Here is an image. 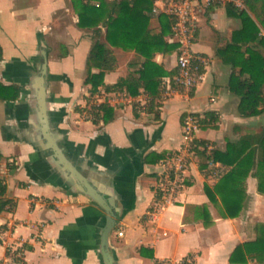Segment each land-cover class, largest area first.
Instances as JSON below:
<instances>
[{
	"label": "crops",
	"instance_id": "0c3cea01",
	"mask_svg": "<svg viewBox=\"0 0 264 264\" xmlns=\"http://www.w3.org/2000/svg\"><path fill=\"white\" fill-rule=\"evenodd\" d=\"M74 6L75 0H0V80L24 87L14 105L27 103L25 75L38 53L41 35L48 45L49 90L55 106L66 110L62 127L70 139L88 143L101 136L99 153H104L110 142L114 147L145 154L141 157L143 171L136 180V205L111 235L119 264H156L187 255H194L195 264H264L245 247L231 260L236 247L257 237L256 216L264 211V195L258 192L255 177L245 180L249 204L245 203L237 216H230L222 193L215 189L230 167L208 161L210 170L206 175L194 154L183 187L171 199L160 188L164 158L155 164L146 162L149 153H170L181 148L182 117L186 113H214V121L201 124L196 134L197 139L208 142L209 149L224 150L229 141L242 136L245 125L259 120L260 115L244 117L238 112L239 96L228 87L233 68L217 55L222 41H228L226 32L232 34V29H239L240 20L228 15L224 5L205 9L208 25L199 23L196 15L198 29L193 49L206 56L209 63L190 94L164 98L161 92L153 96L141 89L133 96L126 90L105 92L102 87L92 94L85 80L93 31L78 26ZM152 13L150 28L159 32L160 15ZM102 41L117 60L116 69L105 74L106 84H115L140 68L144 58L136 48L114 47ZM153 61L169 72L162 80L176 74L175 51L157 52ZM92 72H99V68L93 67ZM154 98L160 103L159 120L146 110ZM104 102L115 109V118L97 125L90 109ZM16 109L0 99V173L8 187L5 198L17 202L15 211L0 212V264H102L95 251V225L100 211L86 196L70 194L57 178L44 175L34 179L29 175L28 161L34 149L15 138L20 118ZM207 188L214 192L215 200ZM154 210L155 217L151 215ZM117 230L123 235L118 236ZM8 245H21V255L8 254Z\"/></svg>",
	"mask_w": 264,
	"mask_h": 264
},
{
	"label": "trees",
	"instance_id": "16d2710c",
	"mask_svg": "<svg viewBox=\"0 0 264 264\" xmlns=\"http://www.w3.org/2000/svg\"><path fill=\"white\" fill-rule=\"evenodd\" d=\"M246 8L237 9L227 5V14L241 20V27L232 32L231 39L218 47L217 55L233 68L228 87L239 96L238 112L244 117L259 116L264 112V0H243ZM78 8L81 28L93 29V44L87 59L89 71L85 80L91 85V93L96 94L102 87L105 92L127 91L136 96L144 89L146 93L160 96L162 78L169 74L163 67L153 61L157 52L172 53L177 49L176 43H170L166 36L171 32V22L165 15L162 18V28L154 32L149 22L154 7L153 0H75ZM254 17H253V16ZM103 28L106 29V39L113 46L127 47L129 45L141 54L144 60L134 73L120 78L115 84H106V72L114 71L117 60L113 50L101 40ZM3 60V49L0 46V62ZM99 72H92V68ZM22 87L6 85L0 80V99L16 101L21 95ZM160 103L155 98L151 100L146 110L160 119L157 109ZM93 122L105 124L115 118V109L108 103L93 105L90 109ZM135 116L138 115L134 108ZM185 116V115H184ZM182 117V121L184 120ZM214 121V113L209 112L202 119V124ZM208 142L196 139L195 154L199 157V168L208 174V161L220 163L230 169L223 175L215 189L223 195L226 212L237 216L247 200L246 178L257 179V190L264 195V130L257 133L242 135L236 141H229L224 150L213 148L208 150ZM171 153L152 152L146 157L147 163H158ZM0 157L2 154L0 153ZM7 184L0 173V212L15 211L17 202L5 198ZM212 200L215 194L206 189ZM161 192L158 191L160 196ZM119 227H116V229ZM257 237L236 247L231 256L245 247L259 261H264V222L256 224ZM9 254V253H8ZM153 257V256H151ZM158 262V261H157Z\"/></svg>",
	"mask_w": 264,
	"mask_h": 264
},
{
	"label": "water",
	"instance_id": "95a60500",
	"mask_svg": "<svg viewBox=\"0 0 264 264\" xmlns=\"http://www.w3.org/2000/svg\"><path fill=\"white\" fill-rule=\"evenodd\" d=\"M48 45L40 38L39 50L26 72V104L14 105L20 113L18 141L32 146L28 173L34 179L53 176L72 195H84L98 208L95 225L96 254L102 264H119L111 235L119 221L136 205V180L143 171V152L114 147L107 142L97 151L101 136L88 143H76L62 127L64 108L55 106L49 90ZM108 137V136H104Z\"/></svg>",
	"mask_w": 264,
	"mask_h": 264
},
{
	"label": "built area",
	"instance_id": "2783aa9c",
	"mask_svg": "<svg viewBox=\"0 0 264 264\" xmlns=\"http://www.w3.org/2000/svg\"><path fill=\"white\" fill-rule=\"evenodd\" d=\"M153 12L165 15L171 22V32L168 37L170 43H176L177 72L172 77L164 78L161 82V94L164 98L175 94H190L201 79L203 68L208 65L206 56L193 49L197 33V18L199 11L217 5H231L237 9L245 8L243 0H153ZM205 116L196 113H186L182 122L183 143L177 153H171L161 163L164 172L160 181L161 191L171 199L184 185L185 172L195 154L196 134ZM213 163V162H212ZM157 210L151 212L155 217ZM118 236L123 231H116ZM21 245H8L7 252L21 255ZM156 264H195L194 255H187L181 259L162 260Z\"/></svg>",
	"mask_w": 264,
	"mask_h": 264
},
{
	"label": "rangeland",
	"instance_id": "374dc122",
	"mask_svg": "<svg viewBox=\"0 0 264 264\" xmlns=\"http://www.w3.org/2000/svg\"><path fill=\"white\" fill-rule=\"evenodd\" d=\"M108 1V0H107ZM245 5V4H244ZM75 10H76V12L78 13V6L75 4ZM245 8H246V6H245ZM198 14H199V23L201 22V24H204V25H206L207 24V19H208V17L206 16V14H205V10L203 9V10H201V11H199L198 12ZM253 16V15H252ZM254 17V16H253ZM240 20V19H239ZM159 22L160 23H162V18H160L159 17ZM240 23H241V20H240ZM150 24H151V21L149 22V26H150ZM208 25V24H207ZM208 27V26H207ZM241 27V26H240ZM86 29H90L91 31H93V29H91V28H86ZM209 29V28H208ZM234 30H237L236 28H234V29H232L231 31L233 32ZM209 31H211L212 32V28H210L209 29ZM213 33V32H212ZM228 35H230V36H228ZM231 36H232V34H231V32H230V34H228L227 32H226V39L227 40H230L231 39ZM101 39L102 40H106V42H108L109 43V41L106 39V37H103V36H101ZM53 42V41H52ZM225 44V41H222V45H224ZM109 45H111L110 43H109ZM111 46H113V45H111ZM114 47H122V46H114ZM54 48L56 49V45H55V43H54ZM89 72V71H88ZM261 130H264V113H262L261 115H260V117H259V120H257V121H255V122H252L251 124H247V125H245L244 126V128H243V130L241 131L242 133H240L241 135H245V134H248V133H257V132H259V131H261ZM240 134H239V136H240ZM208 150H210L209 148H208ZM215 172V171H214ZM217 172L218 171H216L214 174L215 175H217ZM150 182H153V180L152 179H150ZM246 203H247V205L249 204V200H246ZM256 218H257V221H256V224L257 223H262V222H264V211H263V213H260V214H257V216H256Z\"/></svg>",
	"mask_w": 264,
	"mask_h": 264
},
{
	"label": "flooded vegetation",
	"instance_id": "af4514ba",
	"mask_svg": "<svg viewBox=\"0 0 264 264\" xmlns=\"http://www.w3.org/2000/svg\"><path fill=\"white\" fill-rule=\"evenodd\" d=\"M42 36L40 35V37H39V43H40V38H41ZM19 86V85H18ZM24 89V87H22V90ZM22 92V91H21Z\"/></svg>",
	"mask_w": 264,
	"mask_h": 264
}]
</instances>
